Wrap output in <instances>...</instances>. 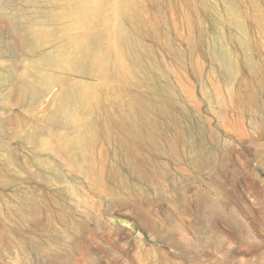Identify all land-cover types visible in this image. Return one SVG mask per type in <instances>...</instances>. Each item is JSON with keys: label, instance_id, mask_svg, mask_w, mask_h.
<instances>
[{"label": "rangeland", "instance_id": "obj_1", "mask_svg": "<svg viewBox=\"0 0 264 264\" xmlns=\"http://www.w3.org/2000/svg\"><path fill=\"white\" fill-rule=\"evenodd\" d=\"M25 2L0 0V264H264V0H130L155 70L130 57L125 80L82 77L80 118L127 148L119 164L99 138L92 165L70 147L76 124H55L64 82L37 104L24 94L35 70L11 22ZM143 95L176 108L187 143L130 136Z\"/></svg>", "mask_w": 264, "mask_h": 264}, {"label": "bare ground", "instance_id": "obj_2", "mask_svg": "<svg viewBox=\"0 0 264 264\" xmlns=\"http://www.w3.org/2000/svg\"><path fill=\"white\" fill-rule=\"evenodd\" d=\"M25 1V8L17 12V15H25V21L11 22V29L17 36L19 47L29 54L27 56L32 60L35 70V74L29 79V87L24 88L25 96L37 104L58 83L64 82V89L54 100L59 102L61 108L68 110L64 116L60 112L54 114L55 124H65V116L76 124L80 137L75 143H70V147L75 152L79 150L77 158L92 165L95 142L106 137L114 151L115 161L122 164L127 148L124 147L125 144L123 146L115 138L112 139L109 122L95 117L82 120L80 117L89 111L88 101L92 97V91H85L87 87L84 88L82 77L95 74L105 80L126 79L121 72L128 68L127 59L130 60V57L138 61L144 60L145 69L155 70L152 51L142 50V43L137 37L135 9L129 3L130 0H53L54 4L50 6L42 0ZM49 26H61L62 36L56 37L58 29L49 31L54 37L53 49L46 53L40 43L48 38L45 29ZM223 37L229 38L227 35ZM109 39L113 43L107 47L105 43ZM243 42L244 38L241 37L239 43ZM219 52L230 72L235 71L236 64L231 61L223 47H220ZM248 60L255 63L253 57ZM72 76L76 78L73 79ZM135 101L145 117L142 116L144 119L131 127V137L144 138L154 145L167 147V140L160 143L158 141L162 139L165 129H171L176 134L175 140L178 144L188 142L190 128L183 121L174 119L176 108L168 105L165 99H151L148 95H143ZM78 104L82 105L79 111L76 110ZM126 162L135 169L131 158Z\"/></svg>", "mask_w": 264, "mask_h": 264}]
</instances>
